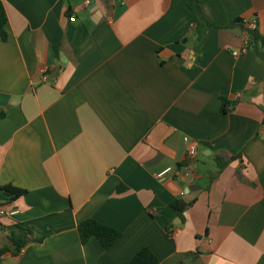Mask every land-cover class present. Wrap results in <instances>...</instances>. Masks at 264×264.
Segmentation results:
<instances>
[{
  "label": "crops",
  "instance_id": "0c3cea01",
  "mask_svg": "<svg viewBox=\"0 0 264 264\" xmlns=\"http://www.w3.org/2000/svg\"><path fill=\"white\" fill-rule=\"evenodd\" d=\"M0 3V185L27 191L0 222L40 240L0 264H129L146 247L160 264H264V60L235 56L246 33L226 28L264 37V0ZM218 155L242 160L214 179ZM177 200L196 201L185 220ZM90 219L121 238L83 245Z\"/></svg>",
  "mask_w": 264,
  "mask_h": 264
},
{
  "label": "trees",
  "instance_id": "16d2710c",
  "mask_svg": "<svg viewBox=\"0 0 264 264\" xmlns=\"http://www.w3.org/2000/svg\"><path fill=\"white\" fill-rule=\"evenodd\" d=\"M7 23L8 17L6 10L0 3V35L5 41L8 40V34L6 31ZM226 28H239L243 32H247V34L249 35V43L247 48L249 50L253 49L257 53V55L264 60V53L262 52L264 48V37L260 34L258 29L253 31L247 29L244 25L243 20H237ZM222 102L223 105L221 112L224 114L230 113L235 103L225 98L222 99ZM5 117L6 114L1 112L0 120L4 119ZM239 159L242 160V157L235 156L226 158L219 155L216 156L215 160L217 162L219 172L217 176L214 177V179L218 178L226 168H228L232 163ZM118 190L119 192H122L123 190H125V187L121 186ZM25 194H27V191L14 187L13 185H0V206L13 204L20 200L23 196H25ZM195 202L196 201L186 203L182 200H177L172 204V207L177 211V215L185 220V213L195 204ZM172 228V222L167 221V231L169 234L172 233ZM1 231L8 232V239L11 245L0 249V260H2L6 255L18 257L22 250H24L26 247L31 244L40 242V240L36 238L33 231L25 229L19 224L3 226L0 222V232ZM78 232L80 241L83 245L88 244L93 238H95L102 244L103 248H105L106 250L113 247L122 236L119 231L91 219L81 223L79 225ZM129 264H160V260L151 248L146 247L142 249Z\"/></svg>",
  "mask_w": 264,
  "mask_h": 264
},
{
  "label": "built area",
  "instance_id": "2783aa9c",
  "mask_svg": "<svg viewBox=\"0 0 264 264\" xmlns=\"http://www.w3.org/2000/svg\"><path fill=\"white\" fill-rule=\"evenodd\" d=\"M88 4H90V1H88ZM76 18L75 17H72L70 19V21L72 23L76 22ZM244 22V25L246 26L247 29L249 30H256L258 29L257 28V24L256 23H253L251 21H248V20H243ZM248 43H249V35L247 34L246 32V41H245V45L242 49L241 52H236L234 53L235 56H239L241 54H244V53H247L248 52ZM187 159H188V162H190L191 164L196 161L197 157H198V154H199V143L196 142V141H187ZM173 170L171 168L167 169L166 171H164L163 173H161L159 175V177H164L168 174H170ZM18 213L17 209H5V208H0V220L1 219H4V218H11L13 217L14 215H16ZM24 250H22L21 253H23Z\"/></svg>",
  "mask_w": 264,
  "mask_h": 264
},
{
  "label": "water",
  "instance_id": "95a60500",
  "mask_svg": "<svg viewBox=\"0 0 264 264\" xmlns=\"http://www.w3.org/2000/svg\"><path fill=\"white\" fill-rule=\"evenodd\" d=\"M242 33V31H240Z\"/></svg>",
  "mask_w": 264,
  "mask_h": 264
}]
</instances>
